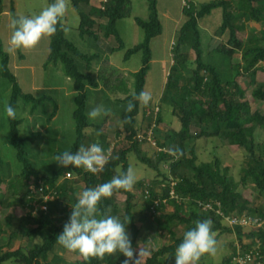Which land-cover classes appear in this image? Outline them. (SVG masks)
Wrapping results in <instances>:
<instances>
[{"label":"trees","instance_id":"16d2710c","mask_svg":"<svg viewBox=\"0 0 264 264\" xmlns=\"http://www.w3.org/2000/svg\"><path fill=\"white\" fill-rule=\"evenodd\" d=\"M48 1L50 4L54 2ZM146 1L148 17L134 16L136 23L143 29V40L126 48L124 53V57H128L133 52L141 51V65L131 73L133 84L130 91L126 89L118 97L123 103L120 111L121 128H113L112 142L107 139L105 122L95 125L86 114L88 90L99 86V76L93 74L91 65L92 60L99 58V54L81 52L65 37L63 17L57 25L56 34L49 38L45 63L60 64L76 92L72 113L75 138L65 151L75 152L81 145L99 143L106 152L111 150L112 156L118 159H112L104 171L98 174L83 168H64L60 165L43 174L29 159L23 145L24 141L35 139L41 132L33 131L20 136L18 126L21 118L17 113L15 119L7 116L10 142L21 165L20 171L6 180L0 176V231L1 236L8 240L0 243V264L7 261L13 264H54L48 261V255L57 253L59 244L56 238L69 220L76 194L108 182L114 175L126 171L130 167V152H134L140 162L153 168L155 176L150 180L141 177L136 179L133 189L139 190V196L133 190L120 189L114 191L111 198L102 199L99 209L101 213L117 216L122 221L125 217L131 219L126 227L133 248L143 231L154 225V235L163 238V241L154 245L151 236L150 253L142 264H175V249L182 242L184 232L194 227L197 220L205 219L213 221L216 240L220 234L233 233L238 241V244H232L230 254L211 264H240L237 256L247 257L245 264H264V202H257L258 198H264V136L259 137L257 132L258 128L264 129V111L253 107V102L264 104V86L252 88L250 100L246 97L245 88L237 81L239 76L245 75L252 84L257 71L264 70V26L260 33L254 30L246 40L237 34L249 22L264 24V0H209L199 5L193 2L183 5L182 13L186 19L178 29L172 48L173 60L154 111L149 105L144 107L133 100V95L143 90L150 68V40L162 30L156 0ZM69 3L79 15L78 29L81 35L92 36L95 41L99 37L112 38L115 44L111 45L110 52L123 47L115 23L117 19L131 14L130 0H100L99 5L90 4V0H69ZM215 7L222 9V21L215 33L222 35L226 32L227 37L209 48L227 60L226 71L219 69L214 61L205 60L201 47L199 19ZM10 15L18 18L13 9ZM183 46L187 49H183ZM190 50L195 53L194 59L190 58ZM236 52L240 53V60L232 61V55ZM261 61L263 65L259 66ZM110 75L111 72L109 76L102 73L103 84L106 89L115 90L117 79L113 80ZM0 77L10 82L8 104L15 110L21 100L24 105L30 104V114L40 112L45 115L47 122L55 116L57 104L51 96L42 94L37 97L21 90L9 67V54L3 50L1 39ZM129 101L136 104L132 112H126ZM163 104L169 106L170 113L180 125L178 129H169L163 139L153 135L157 150L150 157L143 153L142 146L149 142L148 129H141L137 115L142 111V117H152L153 126H157L163 119ZM90 127L93 131L87 136L85 129ZM152 132L154 134L156 128ZM201 137H215L224 144L237 146L243 157L237 180L229 172L228 166H222L220 157L198 160L195 144L191 140ZM62 152H55V157ZM161 165L165 166L164 170ZM66 172H70L72 177H66ZM76 179L80 182L76 183ZM79 184L81 187L78 189ZM239 185H250L256 191L252 204L243 198L238 190ZM41 186L42 190L39 189ZM46 193L52 194V198L44 200L43 195ZM118 193L125 195L121 206L116 201ZM15 204L26 206L28 210L16 217L8 210ZM42 205L46 208L42 209ZM226 217H244L254 223H229ZM16 218L19 223L14 228L12 222ZM179 224L184 226V231L177 235L175 227ZM19 235L31 238L30 245L3 248ZM36 237L40 239L37 241ZM244 239L249 241L243 242ZM70 253L75 258L67 261V264H121L125 259L122 253H117L106 254L102 260L92 258L85 261L78 253Z\"/></svg>","mask_w":264,"mask_h":264},{"label":"rangeland","instance_id":"374dc122","mask_svg":"<svg viewBox=\"0 0 264 264\" xmlns=\"http://www.w3.org/2000/svg\"><path fill=\"white\" fill-rule=\"evenodd\" d=\"M209 0H156L158 9V15L162 24V30L159 34L153 36L150 40V68L147 71L143 90L148 91L152 95V100L149 103L151 110H156L158 105L157 100L165 85V80L169 72L172 63V48L177 37L178 29L182 22L186 19V16L182 13V7L187 2H193L196 5L207 2ZM11 3V4H10ZM48 0H0V39L2 42L3 50L9 54V67L14 73L16 80L23 92H31L34 96H41L46 94L51 96L57 104V112L55 116L47 122L45 115L40 112H34L30 114L28 108L29 103H18L16 109L17 116L21 118L19 124V135L25 136L33 131H40L41 134L35 139L26 140L23 142L25 149L28 152V157L35 165V167L43 174L49 173L52 168L58 164L55 161V152L65 151L75 138V120L73 118V110L75 108L74 95L75 90L72 85V81L67 77L58 63H45L48 54L49 38L45 37L31 49H17L13 52L9 51V40L11 37L12 29L10 28V22L13 19L10 15V11L13 9L14 13L20 16H33L39 14V12L49 5ZM130 15L117 19L115 26L122 39L123 47L115 48L111 55L102 57L101 47L98 42L93 39L92 36L87 34L81 35L78 29L79 15L73 9L68 0V9L63 17L64 23V35L73 43V45L81 52L88 54L97 52L99 58L92 60L93 74L98 77L99 86L97 89L90 88L88 90L87 109L86 114L88 120L97 125L105 122V130L107 133L108 141L112 142L113 128H121L120 111L123 108V103L118 100V97L128 89L130 91L133 78L132 72L137 70L141 65L142 53L141 51L133 52L128 57H124L126 48L133 46L134 44L143 40L144 32L141 26H139L134 20V16L141 18L148 17V7L146 0H130ZM222 21V9L221 7H215L211 11L202 16L198 22V29L201 38V47L203 49V58L205 60L214 61L219 69L226 71L227 63L226 59L221 58L217 53H214L209 44L211 40H215L217 43L220 39H226L227 33L222 35L215 33ZM263 23L249 22L242 31H238L239 38L246 40L250 34L255 30L258 33L261 32ZM107 42L114 45L115 41L112 38H108ZM213 43V44H215ZM183 49H187L183 46ZM195 53L190 50V58L194 59ZM110 59V60H108ZM240 53L236 52L232 55V61H239ZM259 66L263 65V62L258 63ZM109 72L112 75L113 80L117 79L116 89H106L103 84V75L109 76ZM249 77L239 76L237 81L239 85L245 88L246 97L252 100L250 91L259 85L264 86V70L259 69L255 75V80L251 84ZM113 82V81H111ZM126 85V88H124ZM10 97V82L5 77H0V176L5 180L20 171V162L16 159V150L10 142L9 122L5 112V105L8 104ZM48 104V103H47ZM97 105H103L106 109L110 110V114L99 118L95 121L89 119L88 113L91 109ZM25 106V107H24ZM253 107H258L260 111H264V104L253 102ZM163 119L160 124L153 126V118L146 116L142 117V111L137 115L138 125L141 129L147 130V137L150 139L148 143L142 144L143 153L147 156L153 157L157 146L153 144V135L158 139H163L164 134L169 129H178L179 121L175 116L170 113L168 105L163 104ZM148 124H152L149 127ZM148 127V128H147ZM156 128V132H152V129ZM93 129L86 128V135L89 136ZM259 137L264 136V129L257 130ZM192 144H195L198 160H210L215 156L220 157L222 166H228L229 172L237 180L240 175V168L243 165V157L240 150L235 145H228L222 143L215 137L198 138L191 140ZM128 162L130 167L133 168L135 178H145L150 180L155 176V170L148 165L140 162L134 152L128 153ZM164 170L165 166L161 165ZM79 179H76V183H79ZM4 183V182H3ZM2 183V184H3ZM81 185H78V189ZM238 190L241 192L243 198L248 203L255 201L256 191L250 186H238ZM139 196V190L133 189ZM125 195L116 194V201L121 206L124 203ZM138 199V198H137ZM258 203L264 202V198H258ZM35 205V204H34ZM8 210L15 214L16 217L23 215L28 207L21 206L19 204L11 205ZM33 212L34 209H33ZM2 212H0V217ZM150 222V221H149ZM18 218L12 222V227H18ZM176 234L180 235L184 231V226L179 224L175 227ZM0 231V243L7 242V238L1 236ZM152 236V242L154 245L162 243L163 238L154 235V225L147 227L140 236L138 246L143 248L147 255L150 253L151 245L149 239ZM37 241L40 239L35 238ZM31 238L26 239L22 236L13 238L4 246V249H14L19 245H30ZM248 239H244L243 242H248ZM217 250L214 255L205 254L201 258L200 264H211L222 260V258L232 251V244H238L236 236L232 233H223L217 236ZM1 252V251H0ZM146 255V256H147ZM142 258V261L146 257ZM75 258L74 254L63 250L61 246H57L56 255L49 253L48 261L54 264H67V261ZM3 264H13L11 261L4 262Z\"/></svg>","mask_w":264,"mask_h":264},{"label":"clouds","instance_id":"9594fccd","mask_svg":"<svg viewBox=\"0 0 264 264\" xmlns=\"http://www.w3.org/2000/svg\"><path fill=\"white\" fill-rule=\"evenodd\" d=\"M68 9V0H54L43 8L39 14L20 16L10 22L12 29L9 40V51L34 48L41 39L52 37ZM133 100L147 107L152 100L148 91L133 95ZM136 104L129 101L126 112H132ZM6 115L16 118V110L11 104L5 105ZM110 114L103 105H97L88 113L89 119L95 121ZM100 133H98L99 135ZM176 151H179L178 149ZM118 157L112 156L99 143L89 146L81 145L78 150L64 151L55 157L58 165L68 168H83L92 174L104 171L105 166ZM136 182L132 167L114 175L108 182L86 188L76 194V202L71 206L69 220L64 224L63 231L57 236L56 243L72 253H78L85 261L92 258L102 260L105 255L122 253L125 259L121 264H142L147 252L138 246L133 248L127 225L131 219L100 212L102 199L111 198L114 191L123 189L132 191ZM216 232L211 219L197 220L194 227L183 234L182 242L175 249V264H199L205 254L214 255L217 250Z\"/></svg>","mask_w":264,"mask_h":264},{"label":"built area","instance_id":"2783aa9c","mask_svg":"<svg viewBox=\"0 0 264 264\" xmlns=\"http://www.w3.org/2000/svg\"><path fill=\"white\" fill-rule=\"evenodd\" d=\"M156 109H157V108H156ZM147 138L150 139L149 137H147ZM152 143L155 144L154 141H153ZM65 176H66V177H72V174H71L70 172H66ZM46 187H47V186H46ZM39 189L42 190V186L39 187ZM48 198H52V194H50V193H46V194L43 195V199H44V200H46V199H48ZM41 207H42V209H45V208H46L45 205H42ZM205 207H206V206H205ZM34 211H35V209H34ZM226 220H227L229 223H235V222H239V223H241V224H252V223H254V221H253V222H252V221H249L248 219H246V218H244V217H241V218H239V219L236 218V217H226ZM257 224H259V223H257ZM236 259H237V261H238L240 264H245V262H246V260H247V257H246V258H242V257H240V256H237Z\"/></svg>","mask_w":264,"mask_h":264},{"label":"crops","instance_id":"0c3cea01","mask_svg":"<svg viewBox=\"0 0 264 264\" xmlns=\"http://www.w3.org/2000/svg\"><path fill=\"white\" fill-rule=\"evenodd\" d=\"M99 2L100 0H90V4H93V5H99ZM98 42V45L102 48L101 49V52H102V57H105L107 55H111V53L113 52H110V47H111V44H109V42H107V39L103 38V37H99L98 40H96ZM215 40H211L210 41V44H209V47L215 43L214 42ZM110 60V59H108ZM98 88V87H97Z\"/></svg>","mask_w":264,"mask_h":264}]
</instances>
